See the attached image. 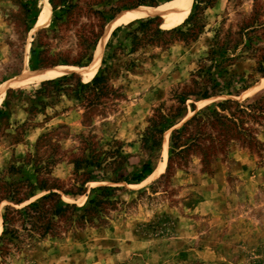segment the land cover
<instances>
[{
    "label": "rangeland",
    "instance_id": "obj_1",
    "mask_svg": "<svg viewBox=\"0 0 264 264\" xmlns=\"http://www.w3.org/2000/svg\"><path fill=\"white\" fill-rule=\"evenodd\" d=\"M171 1L0 0V264H264V0Z\"/></svg>",
    "mask_w": 264,
    "mask_h": 264
},
{
    "label": "bare ground",
    "instance_id": "obj_2",
    "mask_svg": "<svg viewBox=\"0 0 264 264\" xmlns=\"http://www.w3.org/2000/svg\"><path fill=\"white\" fill-rule=\"evenodd\" d=\"M192 0H173L168 4L147 7L139 6L133 9L119 12L108 24L103 42L111 35L112 31L119 25L128 24L135 19L145 18L150 15H160L163 17L162 26L164 28L173 27L181 23L188 15L191 8ZM46 15L41 20L42 24H47L50 19V8L47 6ZM104 44L96 51L94 60L88 66L79 68L80 74L84 80L91 79L97 72L101 63L102 49ZM66 73V68L55 67L48 70H41L37 72L24 75L19 80V83L15 84H26L33 81L51 78L60 74Z\"/></svg>",
    "mask_w": 264,
    "mask_h": 264
},
{
    "label": "trees",
    "instance_id": "obj_3",
    "mask_svg": "<svg viewBox=\"0 0 264 264\" xmlns=\"http://www.w3.org/2000/svg\"><path fill=\"white\" fill-rule=\"evenodd\" d=\"M151 19H152V18H148V19H146V20H139V21H140V22H149ZM122 27H123V25H119V26H117V27L112 31L111 36H114V35L116 34V32H117L118 30H120ZM174 28H175V27H174ZM174 28H172V30H174ZM110 42H111V39L109 38L108 41H107V43H106V46H109V45H110ZM104 62H105V54H104L103 57H102V63H104ZM63 77L65 78L66 75H64ZM99 78H100L99 75H98V76H94L92 80H93V82L95 83V82L98 81ZM50 81H53V79L48 80V82H50ZM204 97H206V96H204ZM0 115H1V108H0ZM157 132H160V131L157 130ZM147 140H148V141L150 140L149 137H146V141H147ZM152 142L155 143L156 140H155V139H152ZM146 173H151V166H150V164L147 163V162H146V163H143L141 170H140L136 175H133V177H132V181L139 182V181L144 177V175H145ZM35 204H36V201H32V202H30V203L27 205V207H29V206H34ZM24 209H25V208H21L19 211H22V210H24ZM15 210H16V209H15ZM4 221L7 222V216H6V214H4ZM2 233H3V234L7 233V226L4 227V230H3Z\"/></svg>",
    "mask_w": 264,
    "mask_h": 264
},
{
    "label": "water",
    "instance_id": "obj_4",
    "mask_svg": "<svg viewBox=\"0 0 264 264\" xmlns=\"http://www.w3.org/2000/svg\"><path fill=\"white\" fill-rule=\"evenodd\" d=\"M93 57H94V56H92V59H91V61L93 60Z\"/></svg>",
    "mask_w": 264,
    "mask_h": 264
}]
</instances>
